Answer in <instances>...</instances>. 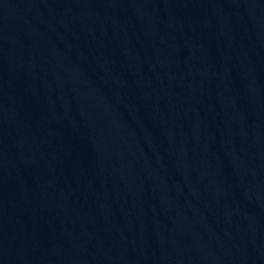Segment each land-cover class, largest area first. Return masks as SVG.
I'll list each match as a JSON object with an SVG mask.
<instances>
[{
	"label": "water",
	"instance_id": "95a60500",
	"mask_svg": "<svg viewBox=\"0 0 264 264\" xmlns=\"http://www.w3.org/2000/svg\"><path fill=\"white\" fill-rule=\"evenodd\" d=\"M0 264H264V0H0Z\"/></svg>",
	"mask_w": 264,
	"mask_h": 264
}]
</instances>
